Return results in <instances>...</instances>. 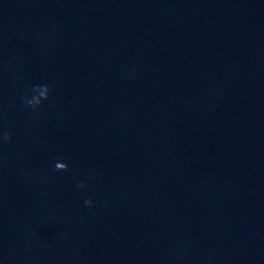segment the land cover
<instances>
[{"label":"clouds","instance_id":"obj_1","mask_svg":"<svg viewBox=\"0 0 264 264\" xmlns=\"http://www.w3.org/2000/svg\"><path fill=\"white\" fill-rule=\"evenodd\" d=\"M27 92L31 93V98L28 95H25L21 98L23 104L26 108H31L32 111H35L38 107L42 105V102L49 99L50 87L48 84H35ZM0 141L3 143H10L12 141L11 133L8 131H3L0 133ZM54 170L57 172H66L68 171V164L65 162L57 161L55 163ZM78 189H84L87 185L84 182H80L76 185ZM92 200H84V205L86 207L92 206Z\"/></svg>","mask_w":264,"mask_h":264}]
</instances>
